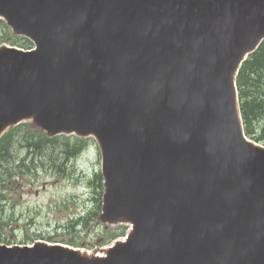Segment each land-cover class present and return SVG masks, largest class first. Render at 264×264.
Masks as SVG:
<instances>
[{"label": "water", "instance_id": "obj_1", "mask_svg": "<svg viewBox=\"0 0 264 264\" xmlns=\"http://www.w3.org/2000/svg\"><path fill=\"white\" fill-rule=\"evenodd\" d=\"M256 2L261 4L257 0H0V15L37 45L30 53L0 52V130L15 117L29 114L50 132L95 133L107 187L105 217L133 221L134 217L137 222L134 237L121 251L133 248L141 233L151 244L153 255L140 245L145 247L133 252L132 260L175 264L171 254L188 252L183 264H264V198L227 185L223 169L216 171V166L232 161L234 153L224 136L216 141L217 153L210 150L187 175L195 177V188L202 186L201 178L213 187L210 195L217 201L201 220L197 214L180 216L173 204L184 191L174 180L162 178L164 167L182 161L179 148L191 145L187 134L200 127L202 112L209 122L212 115L218 121L219 110L232 100L228 83L252 43L255 24L260 27ZM117 4L119 11H112ZM104 23L130 41H137L147 27L158 26L159 33L146 50L110 59L96 32L98 25L104 31ZM257 35L258 31L254 38ZM117 46L124 51L121 44ZM154 69L159 79H154ZM261 154L254 160L264 161ZM175 222L195 224L194 240L185 224L190 235L170 248L165 241ZM166 223L167 230L162 227ZM250 228L252 235L245 236ZM212 245L220 252H212ZM117 256L86 259L41 244L30 249L0 247V264H120Z\"/></svg>", "mask_w": 264, "mask_h": 264}, {"label": "rangeland", "instance_id": "obj_2", "mask_svg": "<svg viewBox=\"0 0 264 264\" xmlns=\"http://www.w3.org/2000/svg\"><path fill=\"white\" fill-rule=\"evenodd\" d=\"M9 36L14 34L9 31ZM1 45V43H0ZM33 126L13 136L8 151L12 152L9 161L17 164L24 154H29L28 140L34 139ZM38 133V132H37ZM87 139V138H82ZM32 148L36 151L33 163L44 169L38 172L18 174L6 178L2 188L0 182V242L28 243L33 240L77 243L85 250L100 251L108 246L104 238L123 224L104 226L98 224L96 215L87 213L95 209L100 185L94 174L100 171V155L94 140L80 146L78 153L70 160L71 145L77 140H45ZM28 157V155H27ZM29 158V157H28ZM50 160L51 163L48 161ZM27 163H31L26 159ZM79 216H85L79 219Z\"/></svg>", "mask_w": 264, "mask_h": 264}, {"label": "trees", "instance_id": "obj_3", "mask_svg": "<svg viewBox=\"0 0 264 264\" xmlns=\"http://www.w3.org/2000/svg\"><path fill=\"white\" fill-rule=\"evenodd\" d=\"M243 79H252L255 82L252 83V90L245 100V115L248 118L252 115V119L255 117L262 119L264 117V46L247 63Z\"/></svg>", "mask_w": 264, "mask_h": 264}]
</instances>
